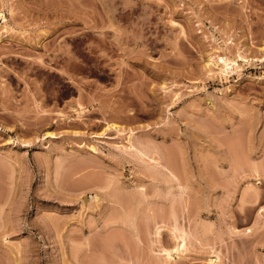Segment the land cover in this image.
<instances>
[{"label":"rangeland","instance_id":"obj_1","mask_svg":"<svg viewBox=\"0 0 264 264\" xmlns=\"http://www.w3.org/2000/svg\"><path fill=\"white\" fill-rule=\"evenodd\" d=\"M0 11V264H264V0Z\"/></svg>","mask_w":264,"mask_h":264},{"label":"bare ground","instance_id":"obj_2","mask_svg":"<svg viewBox=\"0 0 264 264\" xmlns=\"http://www.w3.org/2000/svg\"><path fill=\"white\" fill-rule=\"evenodd\" d=\"M0 15H2V12L1 11H0ZM216 63L220 65V70L222 72H225L226 69H230V71L232 72L233 69H234L233 68L234 64L232 62L228 61V60L223 59V58H218ZM227 73H228V71H227ZM114 128H116V127H114ZM175 232H176V230H175ZM182 232H183L182 230L181 231L179 230L178 234H180V236L178 235L177 237L175 236V238L173 237L175 239V242H176L175 248L172 251H168V252L166 251V253L164 252L165 255H166V259L169 260V261L167 260L168 262H170L171 260H173L172 259V253L173 252L176 253L179 256L180 253H182L183 251H185L184 248H185L186 245H185V241H184V237H183V236H185V233L183 234ZM158 234H159V229H157V235Z\"/></svg>","mask_w":264,"mask_h":264}]
</instances>
